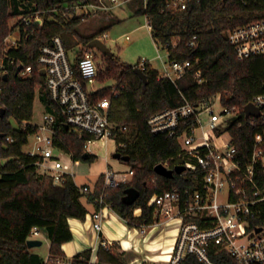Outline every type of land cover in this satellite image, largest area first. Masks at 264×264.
Returning <instances> with one entry per match:
<instances>
[{"label":"trees","instance_id":"16d2710c","mask_svg":"<svg viewBox=\"0 0 264 264\" xmlns=\"http://www.w3.org/2000/svg\"><path fill=\"white\" fill-rule=\"evenodd\" d=\"M63 1L0 0V58L4 57L5 73L8 74L7 79H1L0 102L1 109L6 108L3 116L0 109V264L42 262L44 257L27 245L34 227L50 239L51 254H64L62 245L74 238L69 218L86 219L89 213L87 204H93L95 211L99 210L104 205L100 202L101 195L130 228L152 224L154 212L149 206L152 195L174 186L191 185L194 180L185 173H175L170 178L155 172L158 163L167 161L168 166L174 168L183 162V156L180 155L181 144L177 136L152 132L148 123L152 114L178 107L186 101L197 103L221 94L225 104L239 107L240 117L233 122L230 131L233 142L242 153H249L255 138L264 131V123L251 126L244 113V106L256 94L264 92V54L240 59L228 40L231 28L261 16L255 12L262 4L193 0L186 10L174 12L167 9V0H149L147 6L138 7L136 13L148 17L154 40L167 50L169 60L190 59L194 65L174 81L166 76L159 77V71L147 63L144 72L148 82L145 83L134 71L138 64H125L115 54H105V61L99 62V79L113 78L120 86L114 94L111 88L101 89L94 98L111 95L110 118L117 126V149L131 157L129 163L134 175L128 181L105 187L103 173L89 193L82 192L74 176L69 174L61 184H55L51 176L40 172L35 158L22 151L30 134L38 130L33 125L26 129L21 127L24 121L34 118L37 86H40L39 99L49 111L55 112L57 108L40 79V49L55 36L64 34H76L88 43L109 27L93 35H82L77 26L84 22L83 19L60 17L50 20L51 12L44 13L43 24L32 22L11 27L10 21L20 14L60 6ZM15 29L21 33L20 46L7 48L5 38ZM195 35L197 45L192 47L190 42ZM21 64L32 66L29 76L17 73ZM198 70L201 72L199 77ZM54 128H59L57 144L71 151L75 161L95 160L97 155L94 154L84 157L89 135L80 137L61 119L55 122ZM6 136L17 141L7 142ZM5 142L7 147L3 145ZM10 156L15 158L1 163L2 158ZM129 187L140 191L133 203L124 199ZM138 207L142 208L141 215L134 213ZM92 256L93 248L78 252L73 256V264H128L123 253L112 247L100 245L95 262L91 261ZM213 258L221 264H239L225 251L213 255ZM180 264L203 262L189 255Z\"/></svg>","mask_w":264,"mask_h":264},{"label":"built area","instance_id":"2783aa9c","mask_svg":"<svg viewBox=\"0 0 264 264\" xmlns=\"http://www.w3.org/2000/svg\"><path fill=\"white\" fill-rule=\"evenodd\" d=\"M131 1L133 0H64L60 6L14 16L10 24L11 27L32 22L43 24L46 19L45 12L52 13L50 20L62 17L66 20L80 18L85 21ZM148 1L142 0V6L146 7ZM192 1L167 0L166 7L179 12L186 10ZM221 1L244 5L251 2L255 5L262 4L255 12L261 16L231 28L228 40L235 47L240 59L264 54V0ZM147 25L152 30L149 19ZM96 37L106 42L109 33L104 31ZM126 37L129 39L130 35L127 34ZM77 39L78 43L73 47L74 57L63 35H57L49 43L42 45L38 62L40 69L46 70L44 85L57 108L55 112H51L41 102L40 120L34 121L33 118L21 124L23 129L29 125L38 127L25 144H29L30 148L26 150L24 145L22 151L35 158L40 172L51 176L55 184H61L68 174L75 176L73 153L56 142L59 128L55 129L54 124L58 119L63 120L80 137L89 135L85 143L86 152L89 154L96 155L91 145L98 140L116 141L117 126L110 118L111 95L94 98V94L100 90L95 86L96 81L100 80L95 48L89 47L79 37ZM20 42V30L15 29L5 38L4 44L7 48H18ZM155 44L161 57V49L164 47L159 41H155ZM190 45H197V35ZM147 63L149 62L142 58L137 66L144 70ZM5 64L4 57L0 58V102ZM193 65L190 59L168 58L163 69L158 70L159 77L166 76L176 81ZM31 72L32 66L25 65L20 71L24 77ZM200 74L198 70L197 76ZM119 86L117 83L111 87V93H116ZM36 92L39 94L40 86H37ZM250 102L258 108L260 115L247 116L244 110L248 122L251 126L264 123V92L256 94ZM1 106L0 104V109ZM217 106H220V110H217ZM239 117V107L225 104L221 94L197 103L186 101L178 107L165 108L152 114L148 121L152 132L178 137L181 144L180 155L183 156L181 164L185 166L182 173L190 175L194 180L191 185L174 186L153 194L149 206L153 208L154 222L142 227L130 228L105 203L104 195H101L100 202L104 205L87 214V219H91L98 232V245L93 248L91 261L95 262L100 245L109 248L116 242L123 249L136 250L132 246L126 248L122 237L103 236L104 222L109 219V214L114 213L128 231L136 229V234L145 243L148 236L152 238L170 228H177V235L169 252L170 259L163 261L165 263L180 264L189 255H193L203 264H221L213 255L225 251L239 264H264V131L255 138L250 152L242 153L233 142L230 131L233 122ZM6 140L12 143L17 141L11 136H6ZM7 142L3 144L6 147ZM14 158L15 156L2 158L1 163L5 164ZM163 164L169 167L167 161ZM104 174V185L108 187L130 180L134 170L130 168L122 172L108 168ZM80 189L84 193L93 190L89 186H80ZM134 213L141 215L142 208H136ZM40 234L39 229L34 227L29 239ZM126 235L130 239L129 234L123 237ZM134 259L128 260V264H133ZM144 260L151 261L146 258ZM40 264H73V256L49 252Z\"/></svg>","mask_w":264,"mask_h":264},{"label":"rangeland","instance_id":"374dc122","mask_svg":"<svg viewBox=\"0 0 264 264\" xmlns=\"http://www.w3.org/2000/svg\"><path fill=\"white\" fill-rule=\"evenodd\" d=\"M142 6V0H133L125 5L114 8L108 13H101L95 15L92 18L85 20L77 26V30L82 35H93L105 27L109 33V39L106 41L113 54L125 64L137 65L142 58L150 59L153 63L156 56L159 54L151 30L148 27V19L144 14H137L136 9ZM110 19V20H109ZM112 20V21H111ZM129 34L128 39L126 35ZM64 38L70 52L72 53L77 43L78 35L76 34H64ZM76 49V48H75ZM166 49L162 48L161 53L166 55ZM98 62L105 61V53L100 49L95 48ZM74 57V52L72 53ZM116 79L107 78L104 81L97 80L95 86L97 88H111L117 85ZM217 110H220V106H217ZM42 112V104L39 99V94L36 92L34 121H39ZM32 137V136H31ZM33 138V137H32ZM31 138V139H32ZM27 150L30 145L24 146ZM115 140H109L104 142L98 140L91 145V149L96 153L97 157L93 161H75V181L80 186H89L93 189L99 180L100 176L105 173L108 168H113L115 171H128L130 169V163L122 159H118L114 156V153L118 150ZM86 202V198L83 197ZM143 234V233H141ZM164 234V232L162 233ZM153 236L146 243H153L154 240L161 236ZM128 238V236H125ZM30 239H41L43 244L33 247L34 251L39 252L41 255L46 256L50 250V239L45 237L44 234L33 235ZM143 248H147V244ZM112 249L118 253H123L127 260H131L135 256H140L143 260L142 263L147 262L144 260L148 254L144 249L142 252H137L134 248L123 249L118 243L111 245ZM152 261V260H151Z\"/></svg>","mask_w":264,"mask_h":264},{"label":"water","instance_id":"95a60500","mask_svg":"<svg viewBox=\"0 0 264 264\" xmlns=\"http://www.w3.org/2000/svg\"><path fill=\"white\" fill-rule=\"evenodd\" d=\"M88 46L92 47V48H98L105 54H109V55L113 54L112 50L109 48L107 43L105 41H103L102 39L97 38V37L92 38L88 42ZM22 68H23V64H21L18 67L17 73H20ZM134 71L140 75V77L144 80L145 83L148 82L147 75L141 67L135 66ZM45 72H46L45 69H40V79H41L42 84L45 83ZM7 78H8V74L5 73L4 79H7ZM244 110H245V113L247 116H250V115L259 116L260 115V111L252 102L247 103L244 106ZM5 112H6V108L3 107L1 109V115L3 116L5 114ZM66 126H67V128H69V125H66ZM1 135H3V134H1ZM114 156L118 159H122V160L127 161V162H129L131 159V157L129 155H124V154H122L121 151H118V150L114 153ZM84 157L88 158L89 153L85 152ZM184 169H185V166L183 164H178L174 168H170V167H167L166 165H164L163 163H158L154 168L155 172H157L158 174L164 175V176L170 177V178L174 177L175 173H178V174L182 173L184 171ZM139 195H140V191L137 188L129 187L127 189V194L124 197V199L127 203H133L137 200ZM42 244H43V240H41V239H29L27 242V245L30 248L40 246ZM142 264H168V263L157 262V261H147V262H144Z\"/></svg>","mask_w":264,"mask_h":264},{"label":"bare ground","instance_id":"6f19581e","mask_svg":"<svg viewBox=\"0 0 264 264\" xmlns=\"http://www.w3.org/2000/svg\"><path fill=\"white\" fill-rule=\"evenodd\" d=\"M109 220L107 221V226L110 228L108 231L115 233L112 235L115 236L114 238L122 237L124 239V244L126 248L135 247L138 252H142L144 249L147 250L148 254L146 255L147 260L163 262L168 261L170 259V250L173 247L176 235H177V228H170L164 234L157 237L153 243H147V248H143L142 238L136 234V229L127 230L126 225L119 221L116 214H109ZM109 224V225H108ZM75 232L80 236L79 228L75 227ZM129 234L130 239L126 238L123 235ZM159 235V234H158ZM151 237H147L146 242L150 240ZM145 244V243H144ZM74 245V244H73ZM68 245H65L67 247ZM75 252V251H74ZM133 264H140L142 259L140 256L134 257Z\"/></svg>","mask_w":264,"mask_h":264},{"label":"crops","instance_id":"0c3cea01","mask_svg":"<svg viewBox=\"0 0 264 264\" xmlns=\"http://www.w3.org/2000/svg\"><path fill=\"white\" fill-rule=\"evenodd\" d=\"M146 60L157 70H162L164 67V64L168 60V53H167V51H166V55H163L161 53V57H159V55H157L156 58L154 59L155 63H153L150 59H146ZM87 206L89 208L90 214L95 211V207L93 206V204H87ZM108 220H106L104 222L103 236H106L109 238H114L115 236H113L112 234L115 233V230H113L112 233L108 231L110 229L107 226ZM119 221H121V220H119ZM69 223H70L71 229L73 231L74 238L71 241H68L62 245V248H63L65 254H68L70 256H74L78 252H81V251L86 250L88 248H94L98 245V232L94 229L91 219H87V216H86V219H84V220L76 218V217H70ZM75 227L79 228V230L81 232L80 236L75 232ZM50 244H51V242H50ZM146 244L147 243L144 244V247ZM65 245H68V246L65 247ZM49 252H50V250H49ZM46 256H43V257L45 258ZM96 260H97V256H96Z\"/></svg>","mask_w":264,"mask_h":264}]
</instances>
